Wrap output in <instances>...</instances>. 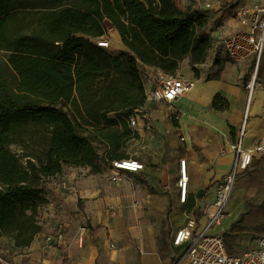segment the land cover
Here are the masks:
<instances>
[{
	"label": "trees",
	"instance_id": "16d2710c",
	"mask_svg": "<svg viewBox=\"0 0 264 264\" xmlns=\"http://www.w3.org/2000/svg\"><path fill=\"white\" fill-rule=\"evenodd\" d=\"M206 24L175 0H0V239L10 254L41 232L48 180L124 158L138 138L128 121L145 104L143 66L179 77L187 60L200 77ZM109 25L125 51L97 45ZM226 107L216 95L211 108Z\"/></svg>",
	"mask_w": 264,
	"mask_h": 264
},
{
	"label": "crops",
	"instance_id": "0c3cea01",
	"mask_svg": "<svg viewBox=\"0 0 264 264\" xmlns=\"http://www.w3.org/2000/svg\"><path fill=\"white\" fill-rule=\"evenodd\" d=\"M211 3L190 6L187 0H175L177 8L190 7L192 11L204 6L215 10L219 1ZM237 26L240 30L233 33L246 30L239 21ZM112 38L113 53L125 51L117 31ZM227 65L207 66L206 61L199 67L198 79L186 74L185 81L191 87L184 96L171 104L149 101L136 111L131 130L138 138L129 139L121 154L143 164L138 173L126 172L121 182L113 183L106 176L105 165L98 173H92L89 167H66L61 175L48 180L44 186L47 202L40 212L41 232L28 248L13 252V259L23 264H169L178 252L172 240L175 232L186 226L184 216L211 205L217 187L212 191L205 188V177L212 172V182L220 175L218 186L232 172L236 160L232 146L241 141L242 149L250 150L264 140V92L253 98L259 85L258 69L255 72L252 60L233 63L238 72L231 80L222 74ZM203 66L207 68L205 73L201 72ZM251 76L255 86L249 97L245 86L238 84ZM216 95L227 103L225 109L211 108ZM230 127L234 128V137ZM181 159L185 160L189 179L183 202L177 187ZM189 206L192 208L187 212ZM164 222L171 233L170 257L162 255ZM215 228L213 234H222ZM59 233L64 236V247L45 240ZM256 237L252 238L256 241ZM12 246L10 240L0 239L1 252L10 253ZM245 249L250 248L242 251Z\"/></svg>",
	"mask_w": 264,
	"mask_h": 264
},
{
	"label": "built area",
	"instance_id": "2783aa9c",
	"mask_svg": "<svg viewBox=\"0 0 264 264\" xmlns=\"http://www.w3.org/2000/svg\"><path fill=\"white\" fill-rule=\"evenodd\" d=\"M236 16L246 30L227 36L223 39L221 46L229 61L241 63L252 60L255 72H257L264 53V6L241 7L236 11ZM96 43L105 49L109 47L107 37L97 40ZM142 75L145 103L150 101L171 104L184 96L191 87L189 82L180 77L166 75L148 66H143ZM254 86L255 78L251 76L245 85L249 97L252 95ZM128 126L130 129L135 126V117H130ZM232 147L236 152L232 172L217 186L214 201L210 207H205L201 211L203 215H207L206 223L199 227L194 220H189L185 227L175 232L172 246L178 252L169 264H264V236L256 237L257 248L245 249L238 255H232L227 252L222 234L209 233L211 229L221 225L224 218V205L229 197V190H231L235 175L248 169L257 156L264 154V140L250 150L242 149L241 141ZM102 153L103 151L99 152V155H103ZM105 166L108 172L106 176L113 183L121 182L126 172L134 174L143 169V164L130 157L106 159ZM188 182L185 160L181 159L177 187L180 190V201L182 202L186 197ZM39 221L41 222L40 218ZM45 240L54 242L56 246L64 247L65 245V239L61 233L55 237L48 235ZM13 257V254L0 251V264H23L21 261H15Z\"/></svg>",
	"mask_w": 264,
	"mask_h": 264
},
{
	"label": "rangeland",
	"instance_id": "374dc122",
	"mask_svg": "<svg viewBox=\"0 0 264 264\" xmlns=\"http://www.w3.org/2000/svg\"><path fill=\"white\" fill-rule=\"evenodd\" d=\"M215 0H187L190 6L200 2L202 4H210ZM219 3L215 10H208L207 6L197 10V12L206 18L207 24L205 28L206 34L210 37L212 41V48L209 53V60L207 59V66L214 65L216 60L218 65L223 66L226 62L229 64L225 66L222 74L226 79H234L238 72V66H233L232 62L229 61L223 51L222 41L229 34L240 30L238 25V20L236 16V11L241 7L252 8L254 6L262 5V0H216ZM180 4L182 1L179 2ZM212 4V3H211ZM206 8V9H205ZM115 33L110 25L107 28L106 37L109 41V47L107 51H112L113 38L112 35ZM231 64V65H230ZM241 68V65H239ZM206 66H203L202 73H205ZM190 72L188 66V61L185 60L181 63L180 70L177 75L185 80V76ZM250 74V70H249ZM213 77H217L213 76ZM248 77H244L243 86L239 82V86L243 88ZM258 84L257 90L264 92V56L262 63L258 69ZM251 117V116H250ZM11 149L18 151L16 146H11ZM101 149V148H98ZM256 163L250 166L248 169L237 173L234 177V181L231 187V191L228 199L224 205V218L222 219L221 225L217 226L218 232L222 233L224 236V241L227 246L228 251L231 254L237 255L242 251L244 247L255 249L257 248V243L253 238L242 236L241 232H253L254 230H259L257 236H264V222H259L253 219V214L260 211H264V154L257 156ZM232 171V170H231ZM231 173V172H230ZM220 175L215 177L211 182L208 190L212 191L216 189L218 181H220ZM205 193V192H204ZM204 193L200 196H204ZM214 193H212V200L209 202L212 204L214 201ZM206 207V206H205ZM186 224L189 220H194L198 226L204 225L207 219V215H203L201 212L194 213L193 215H185ZM202 220L199 224L198 220ZM199 228V227H198ZM215 228V229H216ZM163 231L165 232V237H163V243L161 245L164 247L162 255L165 257H170L173 250L171 246V233L166 223H163ZM210 234L214 233L211 229ZM250 239V240H249ZM249 240V244H245ZM5 250V249H4ZM7 253V251H4ZM9 254V252H8Z\"/></svg>",
	"mask_w": 264,
	"mask_h": 264
},
{
	"label": "bare ground",
	"instance_id": "6f19581e",
	"mask_svg": "<svg viewBox=\"0 0 264 264\" xmlns=\"http://www.w3.org/2000/svg\"><path fill=\"white\" fill-rule=\"evenodd\" d=\"M262 2H263V6H264V0H262ZM259 86V85H258ZM261 92L260 91H257V90H255L254 91V94H253V98H255V97H257L258 96V94H260ZM249 110H248V113L250 112V109L251 108H248ZM245 127V126H244ZM230 191L231 190H229V194H230ZM253 219L255 220H258L259 222H264V211H260V212H258V213H254L253 214ZM259 230H254L253 232H246V231H243V232H241V234H242V236H244V237H254V236H256V235H258L259 234V232H258Z\"/></svg>",
	"mask_w": 264,
	"mask_h": 264
},
{
	"label": "water",
	"instance_id": "95a60500",
	"mask_svg": "<svg viewBox=\"0 0 264 264\" xmlns=\"http://www.w3.org/2000/svg\"><path fill=\"white\" fill-rule=\"evenodd\" d=\"M255 163H256V159H254V161H253V163H252V166H253ZM212 178H213V173H212V172L209 173V174L205 177V179H204V183H203L205 188H208V187H209V184H210ZM163 185H166V175L163 176Z\"/></svg>",
	"mask_w": 264,
	"mask_h": 264
}]
</instances>
